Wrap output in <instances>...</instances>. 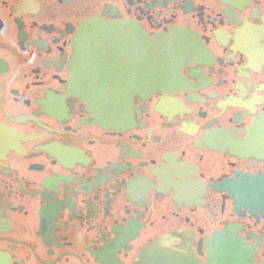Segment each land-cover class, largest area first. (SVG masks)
I'll list each match as a JSON object with an SVG mask.
<instances>
[{
    "label": "flooded vegetation",
    "instance_id": "obj_1",
    "mask_svg": "<svg viewBox=\"0 0 264 264\" xmlns=\"http://www.w3.org/2000/svg\"><path fill=\"white\" fill-rule=\"evenodd\" d=\"M0 264H264V0H0Z\"/></svg>",
    "mask_w": 264,
    "mask_h": 264
},
{
    "label": "water",
    "instance_id": "obj_2",
    "mask_svg": "<svg viewBox=\"0 0 264 264\" xmlns=\"http://www.w3.org/2000/svg\"><path fill=\"white\" fill-rule=\"evenodd\" d=\"M117 27H123V28H126L127 26L124 25V24H119V23H111V24H108V23H102L100 21H91V22H88L87 24L84 25V32H82L80 34V37L78 38V41H77V46L79 47V50L81 53H83L85 51V46L88 44V43H91V41L89 42L87 39H85L88 35V28H97V29H109V30H113ZM102 31V30H101ZM102 34L104 35L103 32L99 33V32H96L95 34L93 35H90L92 36V38H101L102 37ZM111 34L113 35V33L111 32ZM99 38V39H100ZM96 43H99V40L95 41ZM80 64V68L82 67V62L79 63ZM76 86L80 87L81 90L83 91L82 89V75L81 73L77 76V80H76ZM131 104V100H124L123 99V106H130Z\"/></svg>",
    "mask_w": 264,
    "mask_h": 264
}]
</instances>
